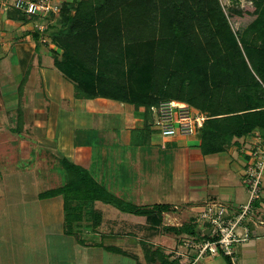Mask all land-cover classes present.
I'll list each match as a JSON object with an SVG mask.
<instances>
[{
	"label": "crops",
	"instance_id": "obj_1",
	"mask_svg": "<svg viewBox=\"0 0 264 264\" xmlns=\"http://www.w3.org/2000/svg\"><path fill=\"white\" fill-rule=\"evenodd\" d=\"M45 19H29L15 11L0 12L1 248L3 244L8 250L10 246L5 244L11 241L6 235L10 224L5 226L4 222L20 220L25 216L20 210L30 204L46 202V209H53L54 202L62 198H42L46 192L42 182L50 183L57 172L66 179L67 167L74 166L128 203L168 204L176 209L163 213L161 231L149 236L142 229L146 225L144 217L121 214L117 209V216L112 217L105 208L100 211L95 205L102 215L99 226L95 232L87 231L88 224H78L86 227V233H75V248L90 250V256L121 257L114 264H139L137 244L159 247L164 243L161 250L171 264H186L176 254L183 252L190 260L196 257L197 249L190 242H200L209 232L208 224L199 221L205 207L214 203L233 208L247 202L245 155L241 148L251 135L237 138L225 151L208 153L202 145L204 126L193 135L164 137L154 129L153 109L148 112L144 106L104 97H78L76 83L55 64L64 53L49 40L55 21L40 25L43 30L34 26V22L41 24ZM4 173L17 176L15 179L22 175L32 178L34 188H38L28 189L21 180L9 186L3 181ZM255 205L247 224L250 240L237 246L235 264H264V188L262 199ZM45 217L53 222V215ZM187 223L195 226V234L162 231L165 226L180 228ZM104 228H110L108 233ZM15 248L18 246L11 247L7 254L0 252L4 264H18L19 259L24 264ZM197 264L228 262L218 254L205 256Z\"/></svg>",
	"mask_w": 264,
	"mask_h": 264
},
{
	"label": "trees",
	"instance_id": "obj_2",
	"mask_svg": "<svg viewBox=\"0 0 264 264\" xmlns=\"http://www.w3.org/2000/svg\"><path fill=\"white\" fill-rule=\"evenodd\" d=\"M252 1L261 7V10L258 18L240 38L241 43L259 48L252 55L250 50L254 48L246 47V54L252 67L250 69L243 58L237 36L231 30L219 0H203L206 14L212 20L215 33L224 51L229 53L234 61L238 57L241 59V64L233 67V80L227 83L223 81L225 75L223 70L221 73L212 70L215 74L213 85L216 86L213 91L209 90V82L205 79L201 80L200 75L195 76L199 78V81L190 82V84L184 82L181 87L182 92L177 97L174 95L178 89L177 86L167 88L173 94L153 101L144 98L136 99L135 96L130 99L126 90L128 85L133 95L138 94L136 91L141 87L142 74L150 68L146 63L152 58L154 61L151 67L156 72L162 73L164 78L172 68L181 70L185 64L189 67L191 75L196 73L195 68L200 66L202 60L207 57V51L203 45L192 43L189 37L190 32L195 29L193 22L195 11L188 0H96L99 4L92 5L89 2L91 7L86 12L82 11L86 3L83 0L65 2L62 5L59 20L66 28L61 29V32L57 34L58 38L54 39V43L63 49L64 53L61 59L56 58L55 64L76 83L77 95L80 98L115 99L144 106L148 112L167 101L190 104L208 117L203 127L204 150L208 153L222 152L230 146L234 138H243L256 131L264 132V0ZM176 23H179L178 28H175ZM167 37L179 45V55L176 60L170 51L160 53L156 57L153 55L152 46L155 40ZM137 53L145 56L142 59H136ZM128 69H130L129 76H127ZM228 71L229 69L226 73H229ZM255 72L256 75H254ZM126 81H130L129 84ZM189 87L192 92L185 96L183 93ZM147 115L149 121V113ZM73 168L77 170L73 181H69L60 189L44 192L41 197L52 198L64 195L65 211H75L74 215L78 222L81 220L87 222V231L96 232L101 220V213L94 209L96 201L113 205L121 214L144 217L146 225L142 229L144 228L143 231L147 233L144 234L149 236H155L161 231L163 213L176 211L168 204L137 206L128 203L103 190L101 185L80 169L74 166ZM87 183L96 188L92 189L91 203L81 204L79 211L76 203H68L69 197L66 190L69 186L78 189ZM83 209L86 211L85 216L82 215ZM190 226L186 228L185 226L180 228L165 226L163 231L195 234V226ZM144 246H146L145 242ZM146 256L152 262L157 260L161 262L162 258L167 260L165 254L162 257L156 256L155 253L148 255L146 252ZM227 259L228 264H232L229 258ZM161 264L169 263L164 261Z\"/></svg>",
	"mask_w": 264,
	"mask_h": 264
},
{
	"label": "rangeland",
	"instance_id": "obj_3",
	"mask_svg": "<svg viewBox=\"0 0 264 264\" xmlns=\"http://www.w3.org/2000/svg\"><path fill=\"white\" fill-rule=\"evenodd\" d=\"M83 1L86 2L82 7L83 12L84 11L86 12L90 9L91 5L89 2H91L92 5L99 4L96 3V0H92V1L83 0ZM188 1L192 6L193 10L195 11V17L193 19L195 29L192 30V32H190L189 37L191 38L192 43L194 44L198 43L204 46V48L207 51V57L202 60L203 62L200 63V66H197L195 68L196 73H193V75H191L189 67H186L187 64H185L184 67H181L182 68L181 70H176L172 68V70L169 71V74L165 78L162 73L160 74L159 71L156 72L153 69V67H151L154 59L153 58L149 59L146 64H149L150 68L145 73L142 72L143 73L141 80L142 84L141 87L137 88L136 91L138 92V94L136 93L133 95L131 93V90H129L128 88L129 86L126 85V90L129 93L130 99H132V97L134 96L136 99L144 98L148 101H153L157 98L164 99V97L165 98L168 97V94H173L170 93L171 91L167 88L176 87V86L178 89L176 93H174V95L175 97H177L182 92L181 87H183L184 82L190 84V82L199 81V78H195L196 75L202 76L201 80L205 79V81L209 82V86H210L209 90L213 91L216 86L213 85L215 74L213 73L212 70H214L216 73H221L223 70L225 73L223 81L225 83H227L229 80H233V75H232L234 74L233 67H235L236 64L240 65L241 59L238 57V59L234 61V59L230 56V54L229 53L227 54V52L224 51V48L220 44L218 37L215 33L212 20L210 16L206 14L203 0H188ZM219 3L224 15L226 16L229 22L231 30L237 36L238 44L242 51L243 58L247 62L249 68L252 69L249 63L248 54H246L247 51L246 47H248L249 49L254 48L250 50L252 55L255 54L257 52V49L259 48L256 46H252L251 44L246 45L241 43L240 38L243 32L248 31L247 29L250 27L252 22H254V20L258 18L261 7L256 5V3L252 0H219ZM52 21H55V24L51 28L49 27L51 30L49 33V40L53 42L54 39L58 38L59 35L57 36V34L61 32L60 28L62 29L66 28V26L63 27L61 25L59 17L53 16L47 18L45 20H42L41 24L38 22H34L35 24L34 26L36 28L39 27L40 25L46 26L48 22L50 23ZM159 26L160 25H158V27ZM178 27H179V23H176L175 28ZM174 42L171 40L170 37L156 39L153 46L151 45L153 47L152 50L154 51L153 55L156 57L157 55H160V53L170 51L172 57L174 58V60H176V57L179 55V47H178L179 45H176V43ZM143 56L145 55L143 54ZM143 56L142 53L141 55L138 53L135 54L136 59L139 58L142 59ZM228 69H229L228 72L230 74L226 73ZM129 70L130 69L127 70V76H129ZM254 75H256V72ZM220 79L222 82V78ZM258 81H260L259 78ZM126 82L129 84L130 81H126ZM191 92L192 89L189 87V89L187 88L185 89L183 94L187 96V94ZM154 129L157 128L154 127ZM158 133L162 135L160 130L158 131ZM236 139L237 138H234L230 142V146L235 144ZM244 160L246 164V157L244 158ZM67 171L69 172L68 178L65 179L64 177H62L63 173L57 172V174L52 175L51 179L49 180L50 183H48L45 180L44 182H42V189L46 190L47 192V189L49 188H51L50 190L60 189L62 186L66 185L69 181H71L75 177L74 174L75 172H77V170L74 169L73 166H68ZM16 177L17 176L15 175L6 176L4 173L3 181L10 186L11 184H14L16 181L21 180L22 183L24 181L25 184L24 183L23 184L25 187L27 186L26 188L28 189L36 190V188H38L37 186H35L34 188V184H32V178H28L27 176H23V175L20 176L21 177L20 179L19 178L15 179ZM99 185H101V187L104 188L103 190H106V188L102 186V184ZM94 188H96V186H92L89 183L83 184L81 188L78 189H74L69 186L68 190H66V193H68L67 196L69 197L68 203L69 204L76 203L78 205V206L76 205V207L80 211L81 204L88 205L91 203L92 201L91 197L93 195L92 189L94 190ZM60 197L62 198L61 202L58 203L54 202L55 203L53 205L54 208L53 209L50 208L52 211L49 209L51 211L50 212L51 214L49 215L50 217L48 216L49 210L46 209V202H42L41 204H39L38 202L36 204H30L25 208H23L22 210H20V213L22 215L25 214V216L21 217V219L18 220L17 222H11V223L4 222L5 226H8L10 224L9 226L10 228L7 229L6 235L9 236L10 238L9 240L11 241L9 242V244H5L6 246H10L8 250L6 249V247H3V244H2V248L0 245L1 248L0 252L7 254V252L11 251L10 249L11 247L14 248L15 245H17L18 248L15 249L19 251L20 254L18 253V256L20 257L22 256L21 261L24 262V264H95V263L101 264L103 262L104 263L107 262L108 264H114L115 261L117 262L118 260H120L121 257L119 256L116 257L113 254H111L112 256L106 255V257H102L103 255H100L101 257L99 256L96 257V256H90L91 254L90 250L84 248H78V247L75 248V246H77L78 244V241L74 239V236L76 237V234L78 233H86L85 232L86 227L82 225L78 226V224L83 223L84 225L87 224V222L81 220L78 223V221L76 220L77 217H75L74 215L75 211L74 212L72 210L65 211V196L60 195ZM50 203L51 202H48L47 204ZM102 203L103 202H95L94 204L96 205L95 208L100 211L102 210V208H105L107 214L110 213L112 217L113 216L115 217V215L117 214L116 208L114 209L113 205H111L110 207L105 203L104 204ZM76 212L78 213V211ZM82 212H83L82 215L85 216V212H86L85 209H83ZM33 214L34 216H32ZM45 215L49 218H51L53 215L52 217L53 222L52 220L48 221ZM49 223H51V225H49ZM190 225L191 224L187 223L184 225L185 227L184 226L183 227L186 228L189 227ZM109 229L104 228V231L108 233ZM189 229L191 230V228ZM13 238L15 241L18 242L17 244L13 242L14 241ZM161 244H162L161 246L159 244L157 245L159 247H155L153 244H147V243L146 246L143 245L139 246L137 244L136 251L140 253V255L137 254L138 257H136V261H138L139 264H161V262L164 263V261L171 264L170 263L171 259L169 260L167 258V260H165L162 258L164 257V251H162L164 250V245H163L164 243ZM31 245L33 246L37 245V247L36 248L34 247L33 249ZM154 247L157 249L153 250ZM146 252L148 255H151V253H155L156 256L157 255L162 256L160 257L162 258L161 262L158 260L157 262L150 261L148 259V256H146ZM184 255L185 254L183 252H179L178 254H176V256L180 257V259L182 258L186 261L187 264H190V262L193 261V259L190 260L189 258H185ZM172 256H173L172 260L174 261L177 260L174 253ZM221 256L224 257L228 262L227 259L228 257L224 255ZM128 261L130 262V260ZM229 261L231 262L230 258ZM0 262H1L0 264H4V262H2L1 260ZM18 264H21L20 259L18 260Z\"/></svg>",
	"mask_w": 264,
	"mask_h": 264
},
{
	"label": "built area",
	"instance_id": "obj_4",
	"mask_svg": "<svg viewBox=\"0 0 264 264\" xmlns=\"http://www.w3.org/2000/svg\"><path fill=\"white\" fill-rule=\"evenodd\" d=\"M62 5L63 0H0V12L15 11L29 19L59 17ZM39 29L43 30L41 26ZM152 109L155 113L153 126L164 137L193 135L208 118L190 104L180 101L163 102ZM241 150L246 157L244 182L248 200L233 208L214 203L205 207L199 221L208 224L209 232L200 242H190V246L197 249V255L190 264H197L205 256L218 254L230 258L235 264L237 246L250 240L247 224L254 215L256 202L262 199L264 188V134L254 132Z\"/></svg>",
	"mask_w": 264,
	"mask_h": 264
}]
</instances>
